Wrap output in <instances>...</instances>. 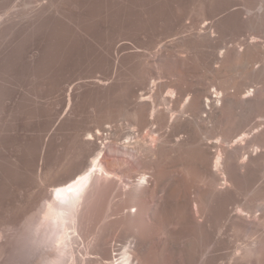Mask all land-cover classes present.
Listing matches in <instances>:
<instances>
[{
	"label": "bare ground",
	"instance_id": "obj_1",
	"mask_svg": "<svg viewBox=\"0 0 264 264\" xmlns=\"http://www.w3.org/2000/svg\"><path fill=\"white\" fill-rule=\"evenodd\" d=\"M199 4L164 41L112 40L33 264H264V0Z\"/></svg>",
	"mask_w": 264,
	"mask_h": 264
},
{
	"label": "rangeland",
	"instance_id": "obj_2",
	"mask_svg": "<svg viewBox=\"0 0 264 264\" xmlns=\"http://www.w3.org/2000/svg\"><path fill=\"white\" fill-rule=\"evenodd\" d=\"M49 1L0 0V264H33L50 251L40 239L44 223L32 228L54 182L80 159L72 143L89 101L107 95L94 77L111 62L112 40L164 41L182 32L201 2L53 0L48 8ZM37 11L44 12L31 26ZM121 82L113 88L130 86Z\"/></svg>",
	"mask_w": 264,
	"mask_h": 264
}]
</instances>
